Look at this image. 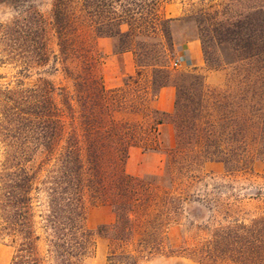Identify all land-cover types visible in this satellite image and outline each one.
Listing matches in <instances>:
<instances>
[{"label":"rangeland","instance_id":"1","mask_svg":"<svg viewBox=\"0 0 264 264\" xmlns=\"http://www.w3.org/2000/svg\"><path fill=\"white\" fill-rule=\"evenodd\" d=\"M68 9L72 35L92 48L87 60L81 56L69 63L71 77L59 64L57 72L49 75L50 62L24 70L16 50L0 41V172L8 162L38 170L40 179L58 174L54 158L45 160L35 146L34 126L24 114L37 79L49 80L72 98L73 117L65 111L61 115L64 137L73 119L80 141H87L85 131L91 127L110 129L113 136L100 139L117 148L106 150L100 163L109 197L90 196L88 190L83 196L85 227L93 232L106 229L95 237L94 252L79 264H109L110 254L122 252L138 256L137 264H201L194 258L204 250L210 258L199 259L208 263L264 264L263 251L239 257L241 244L231 243L234 231L217 232L235 221L251 226L264 218V0H166L157 9L156 31L136 24L127 37L107 38L110 44L100 47L85 14L75 4ZM50 10L51 0H42L39 11L47 20ZM13 17L0 6L2 25ZM121 30L128 31L125 25ZM51 34L47 26L48 47L57 54ZM190 40L200 44V65L190 66L184 60L181 67L173 68L171 61L182 55L181 47ZM120 49L131 54L134 72L120 86L109 88L103 84V65L112 80L108 57L110 52L121 53ZM100 85L118 91L102 94ZM163 85L175 88L170 114L149 106ZM158 120L162 124L154 133ZM156 147L158 152L151 150ZM134 148H146L143 152L150 155L140 158L131 153ZM121 174L141 180L127 183L131 200L142 201L147 195L148 201L125 204L121 212L132 209L130 231L118 241L111 227ZM184 193L205 200L206 209L196 212L201 220L190 219L182 210L175 215V204H166L168 211L161 208L164 195ZM166 222L161 229L160 223ZM150 227L157 228L153 236ZM245 235L247 243L253 242L250 233ZM11 256L7 240L0 239V264H9Z\"/></svg>","mask_w":264,"mask_h":264},{"label":"trees","instance_id":"2","mask_svg":"<svg viewBox=\"0 0 264 264\" xmlns=\"http://www.w3.org/2000/svg\"><path fill=\"white\" fill-rule=\"evenodd\" d=\"M164 1L166 0H51L50 20H47L39 11L42 0H0V6L14 15L8 25L0 23V41L4 46L16 50L15 56L24 70L45 67L50 62L46 71L49 75L57 72L56 65L59 64L65 76L71 77L69 63L81 56L87 60L92 54L91 46L87 48L71 33L72 18L68 15L71 4L78 6L85 14L97 39L127 37L136 24H143L150 31H156L160 23L157 9ZM116 7L121 11H116ZM137 10H142L143 13ZM122 25L127 27V32L121 30ZM47 26L55 38L57 54L48 47ZM124 50L126 49H120L121 52ZM5 91L13 95L12 91ZM30 91L28 111L22 114H27L32 121L35 146L44 152L45 160L54 158L58 174L40 179L38 170H31L20 163L4 164L0 172V239H6L12 248L9 264H79L94 252L95 237H99L106 229L102 226L93 232L85 227L83 196L85 190H88L90 196L109 197L102 184L100 163L106 150L117 148L103 142L100 136L109 138L113 133L110 129L100 131L91 127L90 131H85L87 141L82 142L71 119L69 131L64 137L66 131L61 115L65 111L70 118L73 117L72 98L46 79H37ZM116 91L118 89L107 90L99 86L102 94ZM160 124L162 121L158 120L153 128L154 133H157L156 128ZM144 150L147 149L142 148ZM151 150L158 152L157 147ZM125 157L124 152L123 158ZM84 175L87 176L86 179L83 178ZM117 180L116 196L119 204L115 207V223L111 229L115 239L123 241L122 238L130 231L129 212L132 209H128L126 213L121 211L130 202L145 204L148 196L142 201H135V198L132 201L129 191H126L127 183H140L141 180L131 179L125 174L118 176ZM202 202L205 200L188 193L175 197L166 194L160 199L161 208L168 211L166 204H175V215L182 210L192 220H201V215L196 212L206 209ZM164 214L166 216L170 213ZM156 217L155 215L154 219ZM235 222L221 227L217 232L227 235L234 231L232 238L235 240L232 239L231 243L241 244L239 257L243 258L246 253H252L253 256H258L261 251L264 253V218L255 220L251 226ZM166 225L167 222L160 223L161 229L166 228ZM156 231L157 228L150 227L149 235L153 236ZM244 233H250L254 237L253 242L247 243ZM204 251L194 260L201 264H213L199 259L210 258V252ZM107 260L109 264H137L139 261L138 256L123 252L119 255L112 253Z\"/></svg>","mask_w":264,"mask_h":264},{"label":"crops","instance_id":"3","mask_svg":"<svg viewBox=\"0 0 264 264\" xmlns=\"http://www.w3.org/2000/svg\"><path fill=\"white\" fill-rule=\"evenodd\" d=\"M109 42L110 41L107 38H97L96 45L100 47L102 46V44H110ZM181 53V56L184 58L185 62L188 65H200L201 48L197 40H190L186 42L185 45L181 47ZM108 58L110 61H108L107 64L111 66V73H114V77L112 80L107 77V70L105 69V67L107 66L103 65V84H108L109 88H116L120 86L121 81L124 77L129 76L134 72L133 59L129 52H121L118 54H111L110 52V56ZM174 103L175 88L172 86H163L159 89L154 99L150 101L149 106L151 110L163 114H170L173 111ZM131 153H133L134 155H138L140 158H144L145 156L150 155L149 153H144L143 151H139L136 148L131 149Z\"/></svg>","mask_w":264,"mask_h":264},{"label":"built area","instance_id":"4","mask_svg":"<svg viewBox=\"0 0 264 264\" xmlns=\"http://www.w3.org/2000/svg\"><path fill=\"white\" fill-rule=\"evenodd\" d=\"M184 59L182 56L176 57L171 61V66L173 68H179L183 65Z\"/></svg>","mask_w":264,"mask_h":264}]
</instances>
